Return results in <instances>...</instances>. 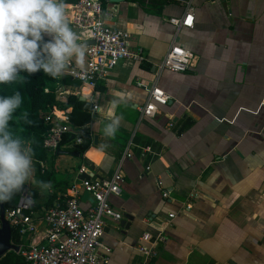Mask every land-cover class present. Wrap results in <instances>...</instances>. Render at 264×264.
I'll list each match as a JSON object with an SVG mask.
<instances>
[{
    "label": "crops",
    "instance_id": "crops-1",
    "mask_svg": "<svg viewBox=\"0 0 264 264\" xmlns=\"http://www.w3.org/2000/svg\"><path fill=\"white\" fill-rule=\"evenodd\" d=\"M193 5V26L176 30L168 22L183 12L176 0H105L113 12L107 23L127 30L145 60H122L93 86L75 78L78 85H58L61 101L67 94L82 96L92 113L82 126L69 120L76 137L61 148L77 156L50 154L41 161L53 172L55 199L71 195L86 176L105 178L119 170L124 177L120 193L110 196L121 219H106L104 228L108 264H264V0ZM173 41L199 56L196 66L159 69ZM153 84L169 99L154 116H142ZM114 93L125 102L109 113ZM71 110L58 109L68 118ZM108 115L122 117L114 138L101 131ZM79 134L91 138L83 152L77 150L84 141ZM158 180L169 190L167 198ZM79 195L87 208L91 197ZM144 233L152 234L149 240Z\"/></svg>",
    "mask_w": 264,
    "mask_h": 264
},
{
    "label": "built area",
    "instance_id": "built-area-1",
    "mask_svg": "<svg viewBox=\"0 0 264 264\" xmlns=\"http://www.w3.org/2000/svg\"><path fill=\"white\" fill-rule=\"evenodd\" d=\"M183 7L180 16H172L168 22L176 30L192 27L194 21V0H176ZM225 1V0H222ZM70 27L80 35L85 45V64L76 66L71 62L64 73L81 81L83 85L93 86L98 79L106 78L109 72L122 60L132 59L142 62L145 53L142 47L134 46L130 33L112 26L106 19L113 12L105 8L101 0H77L66 10ZM93 40V43H85ZM199 56L192 50L177 45L173 41L158 64L160 70L185 72L196 66ZM168 94L155 84L149 89L147 100L140 108L142 116L152 117L159 105H165ZM97 109V106H94ZM57 123L46 132L42 146L49 152L61 148L63 134L70 130L69 118L56 113ZM39 165L43 167L41 161ZM83 170V168H81ZM124 177L117 170L111 176L97 178L86 176L71 188V195L57 197L53 206L39 211L27 209L33 205V199L26 189L13 207L5 208V217L9 221L12 242L18 245V254L24 264H108L111 248L103 241L106 219L118 221L121 213L110 202V196L118 195ZM162 188V181L158 180ZM91 197V204L83 208L80 193ZM169 190L162 188V197L167 198ZM169 213V217H173ZM150 233L142 234L143 240H149ZM162 241L161 233L155 235ZM140 249L146 254L155 252L146 245ZM142 264H151L144 261Z\"/></svg>",
    "mask_w": 264,
    "mask_h": 264
},
{
    "label": "clouds",
    "instance_id": "clouds-1",
    "mask_svg": "<svg viewBox=\"0 0 264 264\" xmlns=\"http://www.w3.org/2000/svg\"><path fill=\"white\" fill-rule=\"evenodd\" d=\"M67 8L65 0H0V85L24 83L40 72L58 78L73 60L83 66L85 45L69 25ZM113 95L109 113L125 102L122 93ZM22 104L19 91L0 95V204L11 201L29 182L42 195L52 189L51 182L34 179L33 148L10 127ZM106 119L101 131L114 138L122 117Z\"/></svg>",
    "mask_w": 264,
    "mask_h": 264
},
{
    "label": "trees",
    "instance_id": "trees-1",
    "mask_svg": "<svg viewBox=\"0 0 264 264\" xmlns=\"http://www.w3.org/2000/svg\"><path fill=\"white\" fill-rule=\"evenodd\" d=\"M76 1L77 0H65V3ZM104 2L105 0H102L103 5ZM47 39L48 38H45V40ZM22 75L27 76L26 73ZM59 84L78 85L79 82L68 74L53 79L43 72H40L27 77L24 83L17 82L11 85H0V95H11L13 92L19 91L23 97V104L14 114V118L10 122V127L17 136L30 143L34 152L33 159L37 161L48 160L50 154H52V156H58L55 152L50 153L42 146L46 132L53 124L58 122L55 115L56 110L69 106L72 107L68 116L70 122L76 126L85 125L91 119V102L82 100L75 94H67L66 101H61L57 97ZM188 125L189 122L187 120L184 121L176 132L178 134L183 132ZM79 135H81L84 141L78 145L77 150L83 152L90 144L91 138L87 135ZM75 137L73 132H65L61 145L74 141ZM52 176L53 172L51 170L42 168L38 164L36 181L50 182ZM24 190L26 189L23 188V190L17 193L11 201L4 203V207L9 208L15 206L18 197ZM27 191L30 193L32 199L34 198L35 200L33 199V205H31L26 212L30 210L39 211L41 209H47L53 206L56 201L55 192L48 191L42 195L40 188L35 184ZM14 238L15 236L12 234V240H14ZM0 264H24V261L17 252L11 250L0 258Z\"/></svg>",
    "mask_w": 264,
    "mask_h": 264
},
{
    "label": "water",
    "instance_id": "water-1",
    "mask_svg": "<svg viewBox=\"0 0 264 264\" xmlns=\"http://www.w3.org/2000/svg\"><path fill=\"white\" fill-rule=\"evenodd\" d=\"M112 2H119L121 0H110ZM85 43H93V40H89L88 42ZM80 99L84 100V98L81 96ZM93 143L97 144V135H94ZM56 154H70V155H78V152L76 151H69L65 150L63 148H58L55 150ZM23 194L26 193V190L22 192ZM85 194H87L85 192ZM127 219H131L130 216L126 217ZM125 220H121V223H126L124 222ZM14 251L18 252L19 247L18 245L14 244L12 242V228L9 223V221L5 217V207L4 203L0 204V258L3 257L8 251Z\"/></svg>",
    "mask_w": 264,
    "mask_h": 264
},
{
    "label": "rangeland",
    "instance_id": "rangeland-1",
    "mask_svg": "<svg viewBox=\"0 0 264 264\" xmlns=\"http://www.w3.org/2000/svg\"><path fill=\"white\" fill-rule=\"evenodd\" d=\"M33 165H34V179L37 178V170H38V164L33 160ZM34 186L33 183L29 182V183H26L24 188L29 190L30 188H32ZM34 199V198H33ZM35 200V199H34Z\"/></svg>",
    "mask_w": 264,
    "mask_h": 264
},
{
    "label": "bare ground",
    "instance_id": "bare-ground-1",
    "mask_svg": "<svg viewBox=\"0 0 264 264\" xmlns=\"http://www.w3.org/2000/svg\"><path fill=\"white\" fill-rule=\"evenodd\" d=\"M56 113L60 115V112L58 110H56Z\"/></svg>",
    "mask_w": 264,
    "mask_h": 264
}]
</instances>
